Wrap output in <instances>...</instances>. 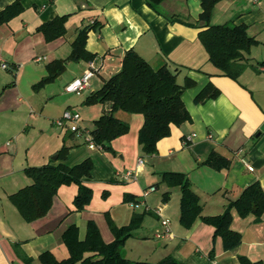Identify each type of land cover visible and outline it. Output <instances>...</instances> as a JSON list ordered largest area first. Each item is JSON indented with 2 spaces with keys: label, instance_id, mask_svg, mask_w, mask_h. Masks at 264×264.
Masks as SVG:
<instances>
[{
  "label": "crops",
  "instance_id": "obj_1",
  "mask_svg": "<svg viewBox=\"0 0 264 264\" xmlns=\"http://www.w3.org/2000/svg\"><path fill=\"white\" fill-rule=\"evenodd\" d=\"M13 1L0 0V10ZM22 2L24 11L12 21L0 24V62L8 65L6 69L0 66V264H43L40 255L48 250L58 259L66 258L70 251L63 241V232L77 224L80 237L84 238L89 220L98 223L104 240L111 242L115 236L107 214L119 226L130 224L136 214L124 201L125 193L135 194L138 201L149 205L147 197L153 193L145 191L158 187L155 183L145 186L140 179L148 175L142 171L149 166L138 138L144 125L142 114L116 113L131 127L127 135L111 143L114 153L91 147L68 124L56 123L69 109L81 112L79 125L84 131L95 128V121L107 105H86L84 100L122 70L129 49L155 68L167 64L176 70L180 84L186 83L187 78L195 81L183 93L191 120L182 126L173 125L171 135L158 142L159 152L152 154L154 162L163 167L159 173H187L204 205L203 212L211 207L204 215L222 213L231 200L255 181L264 189V65L256 68L259 75H248L247 65L238 80L220 74L199 37L205 29L199 22L202 0H165L157 8L149 6L148 0ZM213 11L212 24L233 20L245 23L247 32L258 39V44L264 41V0H221ZM61 15L69 16L65 23L68 33L47 41L37 28ZM95 20L102 25L89 32L86 47L96 57L67 60L61 73L39 86L51 74L48 64L70 58L78 32ZM91 61L98 72L90 85L81 93H69L68 84L83 76ZM9 68H16V73ZM12 82L14 85H9ZM209 82L220 90V96L197 103L195 97ZM63 146L70 147L66 162L71 166L86 158L93 160L95 168L84 181L93 189L94 197L85 210L78 211L74 205L78 185H62L51 211L28 223L9 196L32 184L26 167L58 162ZM212 151L227 157L232 164L221 170L202 164ZM56 155L57 159H52ZM139 158L144 159V168L138 171L137 179L125 180L119 173L137 168ZM247 164L254 167L252 172ZM152 165L155 172L158 167ZM165 192L170 193L168 186ZM169 195L160 197L151 207H163L164 215L170 207ZM181 195L182 192L180 198ZM153 214L160 220L161 216ZM233 217L232 227L243 235L241 246L226 252L221 237L214 238V227L199 219L182 232V241L174 243L170 255L185 264H238L239 255L255 262L264 260V217L257 221L252 215L239 217L236 211ZM138 230L134 233L137 238L157 237V232L150 228ZM172 234L167 239L171 244L178 236Z\"/></svg>",
  "mask_w": 264,
  "mask_h": 264
},
{
  "label": "trees",
  "instance_id": "obj_2",
  "mask_svg": "<svg viewBox=\"0 0 264 264\" xmlns=\"http://www.w3.org/2000/svg\"><path fill=\"white\" fill-rule=\"evenodd\" d=\"M163 1L165 0H148V3L149 6L157 8ZM220 1L202 0L203 13L200 14L199 22L205 26V29L200 31L199 37L210 53V60L219 68L220 74L238 80L239 75L248 64L247 54L251 52V47L258 44L259 41L247 32L245 23H235L234 20L220 25L211 23L213 9ZM24 6L22 0H14L0 10V24L12 21L14 17L24 11ZM68 18V15H61L46 21L37 28V31L43 32L47 41H54L68 33L65 25ZM101 25V22L95 20L82 28L73 41L70 58L50 62L48 70L51 74L44 77L38 85L42 87L55 75L61 73L69 59H94L95 54L86 47L87 38L90 31ZM125 55L122 70L109 78L104 86L89 94L84 100L86 105H98V103L107 105L103 111L104 114L95 121V128L89 132L98 147L114 153L111 143L116 138L127 135L131 127V124L120 119L116 113L125 111L130 114H142L144 125L139 131V144L143 152L155 155L159 152L158 142L171 135L173 125L182 126L191 120L190 110L183 100V93L195 81L187 78L186 83L180 84L177 81L176 70L167 64L155 68L134 49L127 50ZM260 64L263 66L264 61ZM9 69L16 73V68ZM9 85H14V83ZM220 94V90L209 82L200 90L195 101L203 103L220 96ZM69 150L70 147L67 146L61 148L58 162L51 161L45 165L26 167V174L32 179V184L20 188L9 196L26 222L33 223L51 211L54 199L62 185H78V192L74 198V205L78 211L85 210L94 197L93 189L86 186L84 181L91 176L95 168L93 160L86 158V160L71 166L66 162ZM202 164L221 170L228 168L232 162L217 151H212ZM161 179L169 187L178 186L182 192L180 219L184 229L192 228L195 222L202 219L205 224L214 227V238L221 237L226 252L241 246L243 240L242 232L232 227L235 219L234 211L238 213L239 217L247 218L252 215L257 217V221L263 219L264 189L259 181L246 186L240 196L231 200L222 213L211 216L203 214L204 205L201 203L197 191L193 189L191 178L187 173L164 171L161 173ZM168 194L170 193H165V195ZM124 201L138 202V198L135 194L125 193ZM141 220L142 216L136 213L130 224L119 226L107 214V222L115 236L111 242L104 240L99 224L94 220L88 221L84 238L80 237L79 226L72 224L66 228L62 235L63 241L70 251L69 256L60 260L48 250L40 255V260L43 264H185L171 255L166 256L159 263L130 260L126 257L123 254V246L126 240L134 236L135 231L141 226ZM238 259H240L238 264H264V260L255 262L246 255H239Z\"/></svg>",
  "mask_w": 264,
  "mask_h": 264
},
{
  "label": "rangeland",
  "instance_id": "obj_3",
  "mask_svg": "<svg viewBox=\"0 0 264 264\" xmlns=\"http://www.w3.org/2000/svg\"><path fill=\"white\" fill-rule=\"evenodd\" d=\"M250 51L251 52L247 54V56L249 57V61L247 64L248 68H246L248 70V75L249 73L254 75H259V73L256 71V68L261 66L260 62L264 60V41H262V43L260 44H256L252 46ZM242 79L244 81H247L245 77H242ZM143 155L145 161L148 163L149 166L142 171V174H148V175L145 177L142 176L140 177V179L143 180L145 186L151 183H155L158 189L156 190V192L152 191L153 194L147 197V201L149 203L148 206L151 208V210H147L148 207L146 206V204L145 203L142 204L140 201L131 202V203L129 202V204L131 207H133V211L135 210L137 214L142 216V220H141L142 224L139 227L140 229L139 228H138L139 230L137 229L138 231H143L144 228H150L158 232L160 230H163L161 224L162 217H160V220L159 219L157 220L152 211V209L155 208L151 206H153V204H156L155 202L157 201V199L165 195L166 193L165 190L168 185L162 182L161 174L159 173V171L163 167L162 166L160 167L158 162H154V156L152 154H148L145 152ZM152 164L157 165L158 168L155 171L158 172L157 174L153 171L154 166ZM162 170H167V169L164 168ZM169 191H170V195H169L170 201H168V205L170 207L166 210L165 212L166 215L164 214L165 215L164 217H168L170 220H172V223L170 225V230L172 233L178 235L176 240L173 241L171 244L170 241L167 240L169 237L157 240L156 238H154L153 235L148 236L144 239L140 237L137 238V236H132L131 238H128L126 240L123 246L124 249L123 254H125V256H127L130 260L131 259L143 260V261L146 260L149 262L159 263V261H161L163 258L172 254V251L174 249L173 246L176 241H182V237H181L183 234L182 232L183 231L186 232V229H184V227L181 225V219H180L179 208L181 207L179 206L180 205L179 195L181 194V192L178 186L169 187ZM210 208L211 207H207L204 210L203 214H205V212H208Z\"/></svg>",
  "mask_w": 264,
  "mask_h": 264
},
{
  "label": "built area",
  "instance_id": "obj_4",
  "mask_svg": "<svg viewBox=\"0 0 264 264\" xmlns=\"http://www.w3.org/2000/svg\"><path fill=\"white\" fill-rule=\"evenodd\" d=\"M256 1V0H253ZM41 61V59H39ZM0 66H2L3 68H8V65H6L5 63L0 62ZM98 72V70H96L95 65L93 63V61H91L89 63V68L86 70V73L83 74V76L77 77L75 78L73 81H71L66 90L70 93V92H75V93H81V91H84V89L86 87H88L90 85V80L91 78ZM65 114L60 117L59 119H57V122L59 125H66L68 124L69 127H71L70 130L74 131L77 133V135L79 136H83L85 140L88 141V143L91 145V147L95 148L98 147V145L95 143L96 141L93 140L92 135L90 134L89 131H84L82 129V127L79 125V121L81 120V112L75 111V110H66L64 112ZM190 139H192V137L190 136ZM98 149H101V147L99 146ZM144 159L143 158H139L138 159V163H137V168L135 169H126L122 172H120L119 174L125 179V180H135L137 179V173L138 171H142V168H144ZM247 167L249 170H251V172L254 170V167L251 166V164H247ZM156 191L155 186H151L149 187L145 193L149 194L152 191ZM148 209L147 210H151V208L149 206H147ZM163 207H158L157 209H152L153 212L156 213V215H159L162 217V227L163 230H160L156 233V238L157 239H164V238H172L174 235L172 234L171 230H170V225L172 223V220H170L168 217H164L163 215Z\"/></svg>",
  "mask_w": 264,
  "mask_h": 264
},
{
  "label": "water",
  "instance_id": "obj_5",
  "mask_svg": "<svg viewBox=\"0 0 264 264\" xmlns=\"http://www.w3.org/2000/svg\"><path fill=\"white\" fill-rule=\"evenodd\" d=\"M58 156H59V155H58ZM58 156L56 155V156L52 157V159L56 160Z\"/></svg>",
  "mask_w": 264,
  "mask_h": 264
}]
</instances>
